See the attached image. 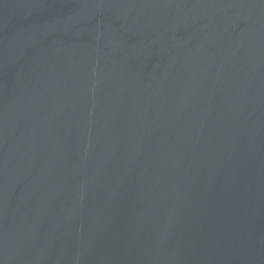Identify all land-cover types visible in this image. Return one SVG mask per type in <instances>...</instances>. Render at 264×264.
Here are the masks:
<instances>
[{"label":"water","instance_id":"water-1","mask_svg":"<svg viewBox=\"0 0 264 264\" xmlns=\"http://www.w3.org/2000/svg\"><path fill=\"white\" fill-rule=\"evenodd\" d=\"M0 264H264V0H0Z\"/></svg>","mask_w":264,"mask_h":264}]
</instances>
